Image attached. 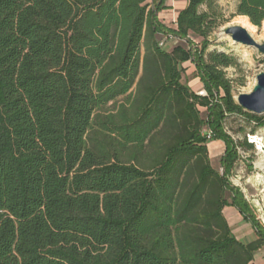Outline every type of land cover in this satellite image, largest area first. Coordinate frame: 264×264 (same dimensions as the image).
Returning a JSON list of instances; mask_svg holds the SVG:
<instances>
[{
    "label": "trees",
    "instance_id": "obj_1",
    "mask_svg": "<svg viewBox=\"0 0 264 264\" xmlns=\"http://www.w3.org/2000/svg\"><path fill=\"white\" fill-rule=\"evenodd\" d=\"M208 1L188 0L169 29L166 0H0V264H255L264 224L229 181L237 148L254 146L224 122L264 118L235 102V60L207 53ZM237 14L260 27L264 0H238ZM158 35L187 47L167 52ZM189 62L208 96L183 83ZM228 206L253 243L234 236Z\"/></svg>",
    "mask_w": 264,
    "mask_h": 264
},
{
    "label": "rangeland",
    "instance_id": "obj_2",
    "mask_svg": "<svg viewBox=\"0 0 264 264\" xmlns=\"http://www.w3.org/2000/svg\"><path fill=\"white\" fill-rule=\"evenodd\" d=\"M156 0H149L152 4ZM167 11L159 15L160 22L169 29H176L175 18L184 10L188 4V0H167ZM238 0H210L202 5L199 9L200 13H208L212 16L215 22V27L209 37V45L207 53L216 51L231 56L236 65L226 68L224 71L226 77L233 81L232 95L236 102L238 94H248L253 91L257 76L264 73V55L254 47L241 46L235 43L229 35L225 34V30L233 26H241L239 20L243 17L237 14ZM256 37L259 43L264 42V24L260 27L256 26ZM245 28V27H244ZM251 34V32L248 30ZM223 34V35H221ZM166 35H158V44L165 42L164 50L171 52L177 46L187 47L182 41H165ZM191 39L194 44L201 47L203 39L191 34ZM258 42V41H257ZM186 69L183 74V83L187 84L192 91L199 94L204 91V85L197 75L195 64L187 63L183 65ZM203 119H206V110L200 108ZM251 114V113H250ZM264 118V116H262ZM252 122L242 117H228L224 122V129L228 135L235 139L238 145L248 143L246 134L251 130L252 133L263 134L260 131L263 126L252 127ZM209 158L212 167L222 173L221 159L224 154H212L216 150V146L209 145ZM241 149L240 158L237 160L232 173L229 176V181L232 186L239 189L248 203L252 214L264 224V183L258 180L259 174L264 175V172L258 167L257 163L264 157V154L257 150L246 149L239 146ZM212 152V153H211ZM229 197V195H227Z\"/></svg>",
    "mask_w": 264,
    "mask_h": 264
},
{
    "label": "water",
    "instance_id": "obj_3",
    "mask_svg": "<svg viewBox=\"0 0 264 264\" xmlns=\"http://www.w3.org/2000/svg\"><path fill=\"white\" fill-rule=\"evenodd\" d=\"M225 34L229 35L235 42L254 47L264 55V42H256L243 27H229L225 30ZM236 103L247 113L256 116L264 114V73L257 76V83L252 92L237 95Z\"/></svg>",
    "mask_w": 264,
    "mask_h": 264
},
{
    "label": "crops",
    "instance_id": "obj_4",
    "mask_svg": "<svg viewBox=\"0 0 264 264\" xmlns=\"http://www.w3.org/2000/svg\"><path fill=\"white\" fill-rule=\"evenodd\" d=\"M166 7L168 9L167 4ZM166 11L167 10L160 12L159 15ZM178 16L179 15L177 14L176 17L178 18ZM176 21L177 19L175 18V22ZM209 145L216 146V150L214 153L211 152L212 154L215 155V154L225 153L226 147L224 142L222 141L211 142L208 144V147L210 148ZM223 215L226 218L229 226L231 227L234 236L244 245L251 244L257 239L255 230L253 229L252 225L244 220L243 216L241 215L238 209H236L235 207L228 206L223 210ZM254 258H255V264H264V248L255 252Z\"/></svg>",
    "mask_w": 264,
    "mask_h": 264
},
{
    "label": "built area",
    "instance_id": "obj_5",
    "mask_svg": "<svg viewBox=\"0 0 264 264\" xmlns=\"http://www.w3.org/2000/svg\"><path fill=\"white\" fill-rule=\"evenodd\" d=\"M177 40L186 43L185 40H181L180 38L175 37V36H173V35H166V36H165V41H177ZM159 46H160L161 48H163V47L165 46V42L162 41L161 43H159ZM231 81H232V80H231ZM232 84H233V81H232ZM198 95H199V96H203V97L208 96V94H207V92H206L205 90L202 91V92H200ZM262 116H264V114H263V115H260V116H258V117H262ZM251 124H252V127L257 126V123H256V122H252ZM260 132L263 133V134L252 133L251 130H250V131L246 134V139H247V141H248V144L255 146V147L257 148V150H259L260 152L263 153V151H264V147H263V149H259L258 142L255 140V139L258 137V138H259V141L262 142V143H264V128H263ZM202 136H203L204 138H206V140H207L208 142H210V141L213 140L215 134H214V132H213L212 130L206 128V129L203 131ZM229 136H231V135H229ZM231 138L235 141V139H234L232 136H231ZM235 142H236V141H235ZM263 146H264V145H263ZM237 149H238V151H239V155H240V152H241L240 147H238ZM222 173H224V169H223V172H222Z\"/></svg>",
    "mask_w": 264,
    "mask_h": 264
},
{
    "label": "bare ground",
    "instance_id": "obj_6",
    "mask_svg": "<svg viewBox=\"0 0 264 264\" xmlns=\"http://www.w3.org/2000/svg\"><path fill=\"white\" fill-rule=\"evenodd\" d=\"M239 23H240V25L243 26V28L245 27L244 29H246L247 32H248V30H249V31L251 32V34H250L249 32H248V33L252 36V38H253L256 42L258 41V43H259V40L257 39L256 34H255V31H256L257 27L254 26V25L250 22L249 18L243 16V17L239 20ZM263 24H264V22H263ZM263 30H264V27H263ZM221 35H223V34H221ZM233 41H234V40H233ZM234 42H235V41H234ZM235 43H237V42H235ZM238 45L244 46V45L241 44V43H238ZM255 140L258 142L259 149H263V147H264V146H263L264 143L260 142L258 137H257ZM263 154H264V151H263ZM257 165H258V167L264 172V157H263L261 160H259V162L257 163ZM257 178H258V180H260V182H263V183H264V175L259 174V176H258ZM263 219H264V216H263Z\"/></svg>",
    "mask_w": 264,
    "mask_h": 264
}]
</instances>
